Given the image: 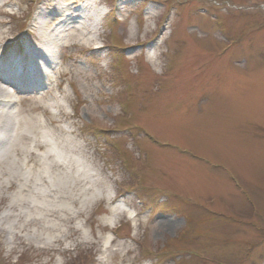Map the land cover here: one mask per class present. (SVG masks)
Masks as SVG:
<instances>
[{
    "label": "rangeland",
    "instance_id": "1",
    "mask_svg": "<svg viewBox=\"0 0 264 264\" xmlns=\"http://www.w3.org/2000/svg\"><path fill=\"white\" fill-rule=\"evenodd\" d=\"M72 1L0 0V264H264V0Z\"/></svg>",
    "mask_w": 264,
    "mask_h": 264
},
{
    "label": "bare ground",
    "instance_id": "2",
    "mask_svg": "<svg viewBox=\"0 0 264 264\" xmlns=\"http://www.w3.org/2000/svg\"><path fill=\"white\" fill-rule=\"evenodd\" d=\"M64 7L61 8V7H57V5H55L52 8L53 10L51 12H49V14L50 15H53L55 12H60V11L67 12V15L64 16V18L61 20V22L65 23V24H68V27H70L73 22L81 21L82 18L89 16V12H90V10L88 9L89 6L85 7L82 10H78V11H76V10L69 11V9L66 8L68 6H66L65 8ZM95 28H96V25L94 24V29ZM62 33H64V30L59 31L57 33V36L58 37L56 36V38H55L56 40L54 41V43L55 42H58V41H61L64 38V35ZM92 40H93V37H89V39H87V42L90 43ZM30 55H31V57L29 58V62L30 63H35L36 61H38V59L42 61L43 68H42L41 65H39V67H41V74H42V71L46 70V68H48L49 65H50L49 61L46 59V55L43 52L35 51V50H32L31 53H30ZM13 77L14 76H12L11 73H10L9 77L4 78L2 76V74L0 73V79H5V81H6L5 83H7V84L10 83V85H12V83H13V81H12L13 80ZM1 81H4V80H1ZM2 90L3 89L0 88V98H2L1 97V94H4Z\"/></svg>",
    "mask_w": 264,
    "mask_h": 264
}]
</instances>
